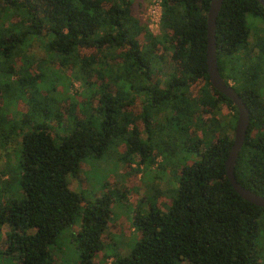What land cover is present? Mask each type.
<instances>
[{
    "label": "trees",
    "instance_id": "16d2710c",
    "mask_svg": "<svg viewBox=\"0 0 264 264\" xmlns=\"http://www.w3.org/2000/svg\"><path fill=\"white\" fill-rule=\"evenodd\" d=\"M136 1L0 0V150L19 153L18 180L6 167L0 186L17 180L20 189L0 201V228L9 226L0 250L19 264H57L69 231L78 264H96L113 198L88 201L69 178L109 152L140 179L157 178L167 159L177 169L168 209L135 210L139 238L108 264H261L264 208L225 173L237 110L208 79L210 0H161L159 34ZM215 42L219 72L250 113L235 177L264 196V7L224 0ZM223 106L232 111L225 123ZM181 152L193 159L178 167Z\"/></svg>",
    "mask_w": 264,
    "mask_h": 264
},
{
    "label": "rangeland",
    "instance_id": "374dc122",
    "mask_svg": "<svg viewBox=\"0 0 264 264\" xmlns=\"http://www.w3.org/2000/svg\"><path fill=\"white\" fill-rule=\"evenodd\" d=\"M134 12L147 22L153 34L160 33V2L157 3V0H137L134 6ZM248 20L251 22L252 18L248 17ZM254 25L258 28L261 27V23H255ZM39 53L40 55L42 54L41 51ZM64 72L67 73L66 71ZM78 89L79 83L73 81L72 90L69 89L68 93L71 94V92ZM231 114L232 111L224 106L218 111V115L223 123H225V119L230 118ZM108 153L97 158H85L79 165L81 170L77 177L69 178L70 188L82 193L88 201H93L101 192H109L113 198L110 206L111 215L103 237L104 248L95 257L96 264H108L115 254H123L126 250L129 251L139 238V232L132 225L133 212L135 210L144 212L148 202H157L159 207L167 210L172 196L175 194L174 187H176V184H174L171 178L173 176V169L177 168L171 166V163L168 161L169 159L165 160L162 173L157 178L144 176L140 179L141 176L139 173H135L132 170L128 172L124 171L122 164L114 161ZM6 154L5 156V153L0 150V183L1 181L4 182L9 176L6 167L9 168L10 173L14 176L17 175L18 180L19 172L16 167L19 158L18 149L10 147L9 151L7 149ZM160 159L158 157L157 161L159 162ZM192 159L193 156H187V154L181 152L177 159L178 162L175 163L179 167L184 163H190ZM156 169H154V172ZM16 181L13 180L8 186H0L1 202L5 201L8 197H15L19 193L20 189ZM144 187H148V190H146L147 194L145 193L144 198H142V194L145 191ZM158 194L160 195L158 196ZM263 225L264 221H262V226L260 223V236L258 240L261 264H264ZM74 228H79L78 219L74 224ZM8 230V225H3L0 228V248H4V241ZM68 233L69 231H64L59 236L57 247L55 246L56 248H54L57 264H78V255L69 239L70 234L68 235ZM0 251V264H19L17 259L12 255L4 254L3 250Z\"/></svg>",
    "mask_w": 264,
    "mask_h": 264
},
{
    "label": "water",
    "instance_id": "95a60500",
    "mask_svg": "<svg viewBox=\"0 0 264 264\" xmlns=\"http://www.w3.org/2000/svg\"><path fill=\"white\" fill-rule=\"evenodd\" d=\"M224 0H210L206 13V66L210 84L218 92L228 97L237 110L233 143L225 160V173L236 193L243 199L264 208V196L242 186L236 179L234 169L239 152L244 143L250 122V113L239 93L221 76L216 56V20ZM264 7V0H257Z\"/></svg>",
    "mask_w": 264,
    "mask_h": 264
},
{
    "label": "built area",
    "instance_id": "2783aa9c",
    "mask_svg": "<svg viewBox=\"0 0 264 264\" xmlns=\"http://www.w3.org/2000/svg\"><path fill=\"white\" fill-rule=\"evenodd\" d=\"M159 2L161 3V0H157V3H159Z\"/></svg>",
    "mask_w": 264,
    "mask_h": 264
}]
</instances>
